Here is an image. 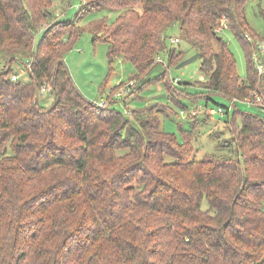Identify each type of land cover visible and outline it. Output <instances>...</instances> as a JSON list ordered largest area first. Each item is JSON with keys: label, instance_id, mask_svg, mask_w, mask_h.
I'll list each match as a JSON object with an SVG mask.
<instances>
[{"label": "trees", "instance_id": "obj_1", "mask_svg": "<svg viewBox=\"0 0 264 264\" xmlns=\"http://www.w3.org/2000/svg\"><path fill=\"white\" fill-rule=\"evenodd\" d=\"M82 1L63 21L52 0H0V264H264V116L226 108L231 136L219 145L230 153L197 160L191 133L179 142L152 108L131 118L113 107L115 92L104 105L88 99L65 60L86 13H118L89 24L94 44H108L110 70L124 59L135 68L132 93L160 81L181 109H190L181 98L195 100L190 111L201 107L208 122L213 95L243 99L256 87L264 37L247 19L249 0ZM222 17L245 52V79L216 32ZM174 26L202 59L195 92L168 69L146 80L161 53L167 68L188 57L168 48ZM14 64L28 80L12 79Z\"/></svg>", "mask_w": 264, "mask_h": 264}, {"label": "rangeland", "instance_id": "obj_2", "mask_svg": "<svg viewBox=\"0 0 264 264\" xmlns=\"http://www.w3.org/2000/svg\"><path fill=\"white\" fill-rule=\"evenodd\" d=\"M53 8L58 14V18L63 21L75 19L84 6L82 0H72V6L65 0H52ZM264 0H249L246 6V15L252 29L258 33L261 37H264ZM118 13H111L109 10H97L86 13V15L80 20L79 24L85 28L82 36L77 40L73 49L67 52L65 60L69 68L71 76L84 95L92 101H101L107 97L108 90L119 85L121 82L125 84L133 81L130 79L134 73V66L125 61L122 58L117 59L113 65V69L109 66V60L107 56L108 44L104 42H97L94 44V34L89 28V24L92 21L99 19H106L107 22L112 23ZM168 48H177L181 51L187 52V58L194 56L197 52L191 44L180 38L178 42L175 39L179 37V28L174 26L169 30L168 33ZM228 44L232 52L234 53L237 60L238 73L242 79H245L247 75V60L245 52L240 41L237 37L229 30L225 29L219 35ZM160 60L157 59V64L146 76V80L154 79L168 69L169 76L176 85H187L189 92H195L198 90L196 86L191 84L204 80V74L200 70L202 59H199L183 68L169 67L168 65V54L163 52L159 55ZM5 61L0 56V66H4ZM14 74L19 75L20 80H28V74L23 69V66L19 64L13 65ZM111 72L110 77L108 78ZM107 80V81H106ZM130 80V81H129ZM106 81L105 90L101 91V86ZM178 81V83H177ZM137 85V81L135 80ZM137 91V92H136ZM136 93H132L122 100L118 99V102L113 107L121 110L124 114L129 115L133 118V112L138 109L152 108V113L158 115L161 120L162 127L171 133L176 134L179 142H183L184 134L191 133L193 136V144L195 152L192 158L197 160L203 159L209 154H222L226 155L230 153L227 147L219 145V142L230 138V129L226 125L225 121L228 119L229 114H225L226 108H233V100L225 98L220 95H213V101L210 102L209 108L214 109L216 113L208 122H204L203 118L205 112L198 114V118L201 122L196 123L193 120L187 118V114L182 113L178 105L172 100V95L169 93L165 86L160 81L153 80L150 84L140 90H136ZM41 102L47 105L53 102L52 91H46L44 96H41ZM182 102L188 105L190 108H195L197 102L191 101L185 97L181 98ZM155 105H157L155 107ZM200 106L205 105L204 100H200ZM222 105L223 109L220 108ZM236 107L242 111H249L257 115H263L258 108L250 106L248 104L237 102ZM173 111V112H172ZM199 113V112H198ZM218 132L216 136L215 133ZM190 135V134H189ZM206 204V202H205ZM207 205V204H206Z\"/></svg>", "mask_w": 264, "mask_h": 264}, {"label": "built area", "instance_id": "obj_3", "mask_svg": "<svg viewBox=\"0 0 264 264\" xmlns=\"http://www.w3.org/2000/svg\"><path fill=\"white\" fill-rule=\"evenodd\" d=\"M226 26H227V18L222 17L221 18V26L216 28V32L221 33ZM178 41H179V39L176 38L175 42H178ZM159 57L157 58L158 60H160ZM160 61H162V60H160ZM254 61H255L256 70L258 71V80H257L256 87L253 90H251L250 93L246 97H244L243 99L234 98L233 104H235L236 102H242V103H245V104H248L250 106H254V107L258 108L259 111L264 114V40L261 42H258L257 50L254 53ZM1 68L2 67H0V69ZM12 79L14 81H17V80H20V77L17 74H13ZM177 83H178V81H177ZM136 86L137 85L135 84V80H133V81H130L129 83L123 85L122 87H120L118 91L115 90L116 86L114 88H110L108 90L107 97L102 99L101 101H99L97 103L99 105L106 104L107 98L113 92H115L114 93L115 99L118 100L120 98H123V97L129 95L130 93H132L133 90L136 88ZM46 91H52V89L51 88H48V89L44 88L41 91L42 92L41 94L44 95V93ZM200 108H198L196 110L193 109V112L190 111V109H192V108H190L188 110L184 109L182 111V113L188 114V113L192 112L193 114L198 115ZM210 113L214 114L215 111L211 109Z\"/></svg>", "mask_w": 264, "mask_h": 264}, {"label": "water", "instance_id": "obj_4", "mask_svg": "<svg viewBox=\"0 0 264 264\" xmlns=\"http://www.w3.org/2000/svg\"><path fill=\"white\" fill-rule=\"evenodd\" d=\"M200 59V53H196L194 56H192V57H189V58H186V59H184L182 62H180L178 65H177V68L179 69V68H183V67H185V66H187V65H189V64H191V63H193V62H195V61H197V60H199Z\"/></svg>", "mask_w": 264, "mask_h": 264}, {"label": "clouds", "instance_id": "obj_5", "mask_svg": "<svg viewBox=\"0 0 264 264\" xmlns=\"http://www.w3.org/2000/svg\"><path fill=\"white\" fill-rule=\"evenodd\" d=\"M97 102V101H96Z\"/></svg>", "mask_w": 264, "mask_h": 264}]
</instances>
